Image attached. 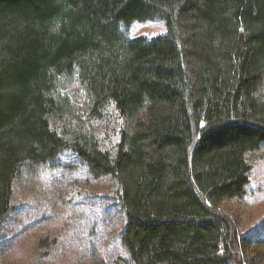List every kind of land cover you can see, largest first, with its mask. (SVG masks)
Masks as SVG:
<instances>
[{
	"label": "trees",
	"instance_id": "obj_1",
	"mask_svg": "<svg viewBox=\"0 0 264 264\" xmlns=\"http://www.w3.org/2000/svg\"><path fill=\"white\" fill-rule=\"evenodd\" d=\"M263 147L264 0H0V224L67 152L112 186L114 264H264V222L220 206Z\"/></svg>",
	"mask_w": 264,
	"mask_h": 264
},
{
	"label": "rangeland",
	"instance_id": "obj_2",
	"mask_svg": "<svg viewBox=\"0 0 264 264\" xmlns=\"http://www.w3.org/2000/svg\"><path fill=\"white\" fill-rule=\"evenodd\" d=\"M164 31L157 20L137 21L129 29L133 36ZM100 123L95 129L102 133ZM250 158L253 172L247 200L220 204L243 231L264 222V147ZM76 160L65 152L55 161L60 166L45 169L41 180L16 183L12 217L0 224V264H114L123 254L117 234L119 210L106 194L112 186L91 181ZM52 233L58 236L57 244L49 253L38 249L37 240ZM89 250L95 251L98 262L90 258Z\"/></svg>",
	"mask_w": 264,
	"mask_h": 264
}]
</instances>
